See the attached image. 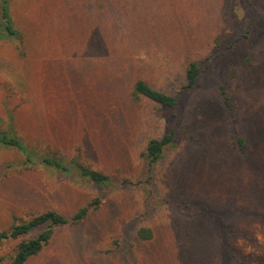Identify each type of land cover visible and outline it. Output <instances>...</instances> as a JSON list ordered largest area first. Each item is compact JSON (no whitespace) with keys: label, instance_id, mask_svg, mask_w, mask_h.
Returning a JSON list of instances; mask_svg holds the SVG:
<instances>
[{"label":"rangeland","instance_id":"374dc122","mask_svg":"<svg viewBox=\"0 0 264 264\" xmlns=\"http://www.w3.org/2000/svg\"><path fill=\"white\" fill-rule=\"evenodd\" d=\"M10 10L27 42L22 52L0 42V133L13 127L35 162L0 146V227L102 199L30 264H264V0H10ZM194 60L202 72L185 88ZM138 79L177 105L136 99ZM167 133L151 171L142 153ZM76 158L127 181L96 185ZM202 202L221 218L186 211ZM142 226L155 236L141 239ZM220 229L233 234L229 260Z\"/></svg>","mask_w":264,"mask_h":264},{"label":"trees","instance_id":"16d2710c","mask_svg":"<svg viewBox=\"0 0 264 264\" xmlns=\"http://www.w3.org/2000/svg\"><path fill=\"white\" fill-rule=\"evenodd\" d=\"M0 42H11L21 52L27 42V35L24 30H21L16 26L14 19L11 15L10 0H2L0 7ZM253 54L245 61L246 66H250L253 62ZM201 66L198 61H191L186 69V83L185 88H194L198 82L201 74ZM222 96L225 103L228 106H232V102L226 93L224 86L221 88ZM134 97L145 96L161 105L167 107H175L179 100V95H172L165 91L156 89L150 83L143 79H138L134 83ZM12 117V114H11ZM173 134L167 133L160 138H151L148 141L143 156L153 165L158 162L164 155V150L168 144L173 141ZM236 140L245 147L247 142L238 130L236 126ZM0 146H6L16 148L20 152L27 154L26 163H34L35 160L31 156L32 153L29 147L20 139L13 131V127L7 133H0ZM42 162L46 165L52 166L60 172L72 173V165L62 162L60 159L45 157ZM75 167H78L81 176L89 179L92 183L99 186L111 187L114 185L123 184L127 179L120 180L116 174H108L103 171L83 166L76 158L73 162ZM31 166H26L30 168ZM155 168V167H154ZM24 172V171H22ZM102 205V199L94 196L87 204L81 205L75 212L71 214L64 213L57 209H47L43 212L33 215L29 219H21L13 222L9 226L0 227V244L18 240V243L13 248V251L6 255L0 256V264H3L6 260L10 264H30L33 257L40 255L52 242L56 228L62 226L76 227L88 218V216ZM189 205V204H187ZM190 206V205H189ZM191 209L186 210L191 215H198L199 213L211 214L213 218H221L216 210H213L210 206H207L204 202L191 204ZM220 229L219 238L221 239V245L224 249L223 256L226 260H229L231 254L236 253V248L231 243L225 240V235H233L231 231H227L226 234ZM138 236L141 239H152L155 234L152 228L142 226L138 230ZM227 237V236H226ZM118 243V242H116Z\"/></svg>","mask_w":264,"mask_h":264}]
</instances>
